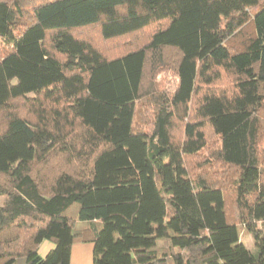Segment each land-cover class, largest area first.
<instances>
[{
  "label": "trees",
  "instance_id": "1",
  "mask_svg": "<svg viewBox=\"0 0 264 264\" xmlns=\"http://www.w3.org/2000/svg\"><path fill=\"white\" fill-rule=\"evenodd\" d=\"M263 3L0 0V264H264Z\"/></svg>",
  "mask_w": 264,
  "mask_h": 264
},
{
  "label": "rangeland",
  "instance_id": "2",
  "mask_svg": "<svg viewBox=\"0 0 264 264\" xmlns=\"http://www.w3.org/2000/svg\"><path fill=\"white\" fill-rule=\"evenodd\" d=\"M261 7H264V3L259 8H261ZM255 11H256V9L254 11H252V13H254ZM253 30H254V25L253 26L249 25L247 27V29L245 30L246 35L247 34L251 35ZM230 44H232L235 47L236 46H240V42L238 40H232L230 42ZM242 45L243 44H241V47H242ZM174 81L176 82V79L174 78L173 73H168V71H164L158 77L159 89H161L164 92H166L167 90L171 89L176 84ZM152 118H153V110L148 109V106L146 107L145 103L141 104L140 107H139V111H138L137 117H136L137 124H138V122L142 123L144 121V119L152 121ZM144 123H146V122L144 121ZM145 130L146 131H151V127L147 126L145 128ZM213 140L210 142L209 149L206 150L205 152H203L201 158L200 159L199 158L196 159V161L193 164L195 167H197L196 162H199L200 160H203L204 158L205 159L206 158H210L209 154H210L211 148L218 147V144H219L218 141L216 143V141H213ZM213 168H214V170H213ZM213 168L211 169V170H213V172H211L210 174L208 173L210 176L222 174L221 177H223V175H224V172H223L224 171V167L223 166H218V167L217 166H215V167L213 166ZM194 172H195V175H197V174L201 173V170L200 169H195ZM231 176H232V173L230 172L229 178ZM79 228H80V226H79ZM241 240L245 244V246L247 247L248 250H250L251 252L255 251V248H256L255 247V242H254L253 237L251 235H248L247 233H243V236L241 237ZM46 244H49V243H46ZM43 248L44 247H42V249H41V251H42L41 253H44Z\"/></svg>",
  "mask_w": 264,
  "mask_h": 264
},
{
  "label": "crops",
  "instance_id": "3",
  "mask_svg": "<svg viewBox=\"0 0 264 264\" xmlns=\"http://www.w3.org/2000/svg\"><path fill=\"white\" fill-rule=\"evenodd\" d=\"M80 226V228H79ZM77 229L79 231L87 230L91 227V224L77 223ZM49 243V244H46ZM43 248L44 253H41ZM54 249V244L50 242H43L39 247V254L45 258ZM69 264H95L94 263V244L91 242L75 243L71 247L70 263Z\"/></svg>",
  "mask_w": 264,
  "mask_h": 264
}]
</instances>
